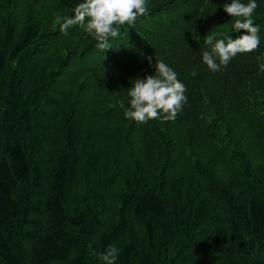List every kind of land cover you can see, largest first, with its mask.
Instances as JSON below:
<instances>
[{"label": "trees", "instance_id": "1", "mask_svg": "<svg viewBox=\"0 0 264 264\" xmlns=\"http://www.w3.org/2000/svg\"><path fill=\"white\" fill-rule=\"evenodd\" d=\"M80 2L0 0V264H264V0L261 50L219 72L205 37L244 34L225 0H147L107 51L54 26ZM156 47L189 100L137 123L120 102Z\"/></svg>", "mask_w": 264, "mask_h": 264}, {"label": "clouds", "instance_id": "2", "mask_svg": "<svg viewBox=\"0 0 264 264\" xmlns=\"http://www.w3.org/2000/svg\"><path fill=\"white\" fill-rule=\"evenodd\" d=\"M259 7L257 0H225L223 10L232 19L231 31L241 33L233 38L228 30L212 32L205 37V44L210 46L202 52V61L212 72L226 68L239 54L251 53L260 46V27L254 21V12ZM147 0H81L73 10L72 16H56L54 26L58 25L61 33L67 34L74 26H79L85 33L97 41L96 47L101 51L112 48L110 38L120 35L124 25L132 26L148 14ZM150 66L153 57H144ZM260 71L264 72V57H257ZM155 73L144 78H136L128 91L131 98L127 107L123 101L126 119L137 123L149 120L164 122L175 120L187 103L186 86L177 73L165 61L156 57ZM96 253L93 252V255ZM104 264H116L119 249L109 245L100 255Z\"/></svg>", "mask_w": 264, "mask_h": 264}, {"label": "rangeland", "instance_id": "3", "mask_svg": "<svg viewBox=\"0 0 264 264\" xmlns=\"http://www.w3.org/2000/svg\"><path fill=\"white\" fill-rule=\"evenodd\" d=\"M261 50V46H259L258 47V49L256 50V51H260ZM161 55H164L163 54V52H160L159 50H158V48L156 47V49H153V51H151V53H150V56H152V57H158V56H161ZM154 61H156V60H154ZM264 62V61H263ZM243 64H245V63H243ZM238 65V64H237ZM248 65V64H247ZM223 68V67H222ZM155 73V72H154ZM178 78L182 81V83H184V85H185V82L183 81V79L180 77V76H178ZM185 95L187 96V101L189 100V94L188 93H185ZM212 121L214 122L211 126H213L217 131H220L221 129H226V127H225V125L222 123V122H220V121H218V119H217V117L215 116V117H213V119H212ZM241 122H243L245 125H249L250 126V124H248L247 122H245V121H240L239 123H241ZM133 142H134V146H140L141 148H144V146L145 145H147L148 143L147 142H149L147 139H145V138H142L140 141H136V138L133 140ZM139 144V145H138ZM255 163L257 164H259L261 167L260 168H264V158L262 157V155H261V153H259L258 155H257V157H256V159H255ZM262 168V169H263ZM245 171H246V168H245Z\"/></svg>", "mask_w": 264, "mask_h": 264}]
</instances>
